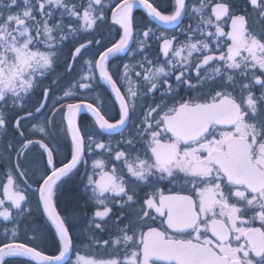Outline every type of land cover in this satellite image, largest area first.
I'll use <instances>...</instances> for the list:
<instances>
[{
    "label": "snow or ice",
    "instance_id": "obj_1",
    "mask_svg": "<svg viewBox=\"0 0 264 264\" xmlns=\"http://www.w3.org/2000/svg\"><path fill=\"white\" fill-rule=\"evenodd\" d=\"M10 257L264 264V0H0Z\"/></svg>",
    "mask_w": 264,
    "mask_h": 264
},
{
    "label": "flooded vegetation",
    "instance_id": "obj_2",
    "mask_svg": "<svg viewBox=\"0 0 264 264\" xmlns=\"http://www.w3.org/2000/svg\"><path fill=\"white\" fill-rule=\"evenodd\" d=\"M150 2H152V0H150ZM155 2L157 4L161 3V0H155ZM165 10L166 13L170 12L172 9L170 7H168L167 9H162ZM134 15L136 16V18L140 21H146V20H150V18L147 17V14L143 11V9L141 8H137L134 9ZM149 26L154 27V24H149ZM171 34V33H169ZM118 39V37H117ZM127 61V57L126 56H121L119 58L114 59L111 63L112 64H119L120 67H122L123 63H126ZM59 70V69H58ZM97 91L98 93L101 95L102 99H104L105 101L108 102L109 105H111L112 100H111V92L109 89L106 88L105 85H103V83H99L97 86ZM60 94V93H58ZM82 98H86L83 97V95L81 94ZM116 112H118V107L116 108L115 111H110L109 115H116ZM39 116V114H38ZM116 118H118V116H116ZM40 119L42 120L43 117H40ZM78 121L81 124V126H87L90 130V134L94 133L96 138L101 139L105 142H107L109 139H111L113 142H115L116 140L120 139L119 135H113L112 137H108L107 134L103 133L97 126H95L93 118L91 117V115L87 112H81L79 117H78ZM36 121H33V123H35ZM27 128H31V124H27ZM54 135H55V141L54 143L56 144V146L60 149L62 155H61V159H63L64 154H67L68 152V142L65 140L64 138V134L60 131L59 128V121L57 119V127L54 129ZM33 138H39L38 136H34ZM70 158V157H69ZM85 169L83 167V165H81L79 167V176H83ZM79 178V177H78ZM90 211V210H89ZM46 254H55L52 251L51 246H48V251L46 252ZM74 259V257H73ZM20 264H33V262H30L29 260L26 261H22L19 260Z\"/></svg>",
    "mask_w": 264,
    "mask_h": 264
},
{
    "label": "trees",
    "instance_id": "obj_3",
    "mask_svg": "<svg viewBox=\"0 0 264 264\" xmlns=\"http://www.w3.org/2000/svg\"><path fill=\"white\" fill-rule=\"evenodd\" d=\"M5 264H20L19 260H7Z\"/></svg>",
    "mask_w": 264,
    "mask_h": 264
}]
</instances>
